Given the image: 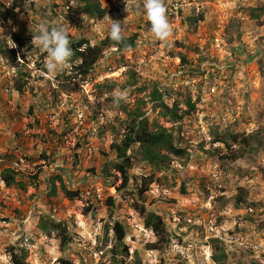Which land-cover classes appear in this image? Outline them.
Returning a JSON list of instances; mask_svg holds the SVG:
<instances>
[{
	"label": "rangeland",
	"instance_id": "obj_1",
	"mask_svg": "<svg viewBox=\"0 0 264 264\" xmlns=\"http://www.w3.org/2000/svg\"><path fill=\"white\" fill-rule=\"evenodd\" d=\"M99 2L107 8L100 21L88 20L76 0H27L16 19L0 22V49L12 48L16 34L32 42L41 22L91 44L108 36L111 20L122 23L123 35H138L134 49L105 50L90 75L76 80L75 91L58 97L55 76L62 69L49 75L46 53L32 44L17 68L0 53V176L8 167L18 172L17 181L38 175L25 190L6 187L0 178V264H12V247L25 250L28 264H58L60 258L74 264H215L210 257L217 247L227 256L223 264H264V0H164L172 28L166 41L150 33L143 0ZM18 77L25 83L22 93L13 86ZM154 88L181 111L187 97L195 105L181 121L180 143L189 152L185 166L173 162L145 194L147 210L166 225L164 245L144 228L134 199L115 194L108 187L113 178L102 173L116 135L111 128L125 119L121 102L133 109L144 101L151 122L172 127L150 101ZM119 92L125 95L114 103ZM101 127L106 132L99 136ZM215 128L256 138L242 158L230 160L224 149L227 159L220 160L200 148L216 146ZM81 137L87 142L77 150ZM43 153L49 159L42 160ZM143 171L136 167L130 174ZM59 174L68 189L82 191L81 200L69 202L61 192L48 197L45 178ZM108 196L115 197L114 207L106 204ZM43 218L67 229L65 246L61 235L40 231ZM114 221L127 231V257L111 251L112 236L102 247V226Z\"/></svg>",
	"mask_w": 264,
	"mask_h": 264
},
{
	"label": "trees",
	"instance_id": "obj_2",
	"mask_svg": "<svg viewBox=\"0 0 264 264\" xmlns=\"http://www.w3.org/2000/svg\"><path fill=\"white\" fill-rule=\"evenodd\" d=\"M27 0H11L9 5L0 3V22L7 23L16 19L18 14L24 9L25 2ZM144 1V0H143ZM80 12L87 17L88 20H102L107 14V8L101 6L99 0H76ZM189 20V19H188ZM196 19L193 21L195 22ZM124 36V40L121 43L112 41L109 36H106L96 44H91L87 39H72L71 47L73 49V56L70 58V68L62 69L55 76L57 82V91H53V94L58 97L60 94H70L75 91L77 87V79H82L90 75L93 68L98 61L103 57L105 50L115 49L118 53H124L131 49H134L138 42V35L133 34L130 36ZM12 42L14 48H9L3 45V49H0V53L7 60L11 67L17 68V60L23 61L26 57L25 51L32 48L31 37H23L21 35H12ZM184 60V59H182ZM23 78L24 75H21ZM15 79L14 89L17 92L22 93L24 91L25 83L22 78ZM133 78V76L131 77ZM113 85H108V88H112ZM150 101L156 102L159 115L161 118L166 119L171 123L172 127L166 128L163 125L151 122L148 117L145 116L143 111L144 101H139L135 108L128 109L121 102V112L124 114L125 119L121 122L119 129L111 128L113 133H116L112 142L109 145V152L113 155L112 159H108V153L104 154L105 162L102 166V173L106 178H113V182L108 187L115 189V194L120 195L126 199L132 197L134 199V209L139 213L142 218L143 226L146 230L153 233L158 242L166 244L168 243V233L164 220L158 214L148 211L144 205L145 194L149 190L150 186L154 183L160 182L158 178L159 173H167L172 168L173 162H181L184 166L185 160L189 156V152L185 147H182L180 141L182 132L181 121L183 118L189 117L195 110V105L191 103L190 98L187 97L185 101L186 110L181 111L178 103L173 105H167L163 101V93L154 88L150 94ZM177 124V125H176ZM99 136L104 135L106 130L99 128ZM121 132H123L121 134ZM212 146L210 149L204 150V143H201V150L203 154L209 157H217L220 160L227 159L224 149L230 150L232 155L230 160H236L244 156L245 149L251 148V141L255 139V135L243 136L238 133H232L229 129L224 131H218L215 128L211 132ZM82 144L78 143L76 149H81L87 141L85 137H81ZM240 146L241 149L232 151L233 146ZM43 153L41 155L42 160L49 159ZM78 158L79 155L75 154ZM142 168L144 171L138 176L130 174L133 168ZM91 169L90 171H93ZM38 174L42 173L41 167L38 169ZM1 181L6 187L13 185H19L23 190L26 186H31L38 182V175L31 177H23L28 179L26 182L19 177L18 172L13 168H5L1 173ZM133 181L134 185L131 186L130 182ZM45 186L48 190V197H55L58 192H61L63 197L69 202L81 200L80 189L70 190L65 185L61 175L51 176L45 178ZM182 193H185L184 187L181 189ZM244 194V196H243ZM128 196V197H126ZM238 202L244 200L245 193L241 190L239 193ZM106 204L111 207L115 206V197L108 196L106 198ZM92 207V205H90ZM90 211V208H86L85 212ZM48 218V217H47ZM40 231L47 236L51 235V232H56L61 235L60 241L63 246L70 240L67 229L56 222L54 219L49 221L44 218L40 221ZM102 247L107 243L109 237L114 239V247L111 251L127 257L128 247L125 244L127 231L122 223L114 221L112 225L105 224L102 226ZM213 242H218L217 239H213ZM104 248V247H103ZM217 250V251H216ZM211 254V260L215 264H223L227 259L225 252L217 247ZM12 264H28L26 262V252L21 248H11L10 252ZM58 264H74L71 260L60 258Z\"/></svg>",
	"mask_w": 264,
	"mask_h": 264
},
{
	"label": "clouds",
	"instance_id": "obj_3",
	"mask_svg": "<svg viewBox=\"0 0 264 264\" xmlns=\"http://www.w3.org/2000/svg\"><path fill=\"white\" fill-rule=\"evenodd\" d=\"M143 8L146 20L150 23V33L158 40L166 41L172 34V28L164 0H144ZM123 32L122 23L111 20L108 26L109 38L121 43L124 40ZM31 43L42 53H46L44 67L49 75H54L58 69L71 67L69 61L73 56V49L68 32L64 27H49L47 22H41L36 26V33L32 35ZM124 95V92L117 93L114 103H118Z\"/></svg>",
	"mask_w": 264,
	"mask_h": 264
}]
</instances>
